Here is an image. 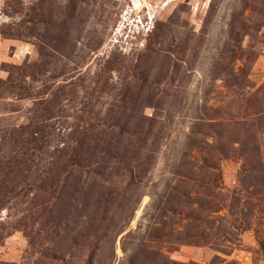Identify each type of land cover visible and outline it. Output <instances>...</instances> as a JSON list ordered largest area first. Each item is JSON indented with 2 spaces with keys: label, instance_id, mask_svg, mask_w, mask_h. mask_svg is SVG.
<instances>
[{
  "label": "rangeland",
  "instance_id": "rangeland-1",
  "mask_svg": "<svg viewBox=\"0 0 264 264\" xmlns=\"http://www.w3.org/2000/svg\"><path fill=\"white\" fill-rule=\"evenodd\" d=\"M263 42L264 0H0V264H264L257 234L226 255L184 221L264 182ZM81 140L69 182L108 210L69 188L40 236L57 146Z\"/></svg>",
  "mask_w": 264,
  "mask_h": 264
},
{
  "label": "trees",
  "instance_id": "trees-1",
  "mask_svg": "<svg viewBox=\"0 0 264 264\" xmlns=\"http://www.w3.org/2000/svg\"><path fill=\"white\" fill-rule=\"evenodd\" d=\"M243 13L244 11L242 12V15ZM249 47L250 46H248V48ZM153 127H155V124L153 125ZM146 135V133H140L141 137ZM59 145H61V148L57 146L56 149V153L59 154L57 156L55 166L57 172L55 173L52 182L41 187L42 191H45V187H51L53 189L54 196H51V198L47 199L49 203L46 206L40 208V211L43 210V213L41 212V216L39 218L41 226L39 229L40 236L42 233H46V228H48L52 223V219H50V217L52 215L53 210L55 212H58L60 210L65 211L66 209L71 208L73 206L72 201L69 199L68 203L66 200L65 202L60 201L69 191V188L72 191V195L78 193L79 191L83 193V190H85V197L83 199L84 210L93 207L95 212L101 211L102 214H104L108 210V201L105 200L106 203L103 204L101 201L102 198H105L104 194L99 191L103 188V185H93V183L91 182H86L87 184L82 182H69L70 179L75 176L78 171H80V169L85 167L82 163L84 159L82 154L84 145L83 141H76L74 143V148L71 147L72 144L66 145L64 141L60 142ZM140 146H142V144ZM67 151H69L70 153L68 154ZM62 155L65 156V158L62 157ZM64 161H66V163L68 164L67 168L63 167L60 169V167L64 165L62 164ZM206 167L208 166L201 167L202 172L206 171ZM208 168H211V172H216L213 176L212 174H210V176L215 178V181L213 182L216 183V179L219 175L218 168L216 166H210ZM123 170L125 171V173H123L122 176H129L130 182H127V186L129 189L134 184L135 180H138L140 178L142 166L137 165L132 169L123 168ZM94 175L99 177L102 175V173L96 171ZM246 185L247 186L245 188L244 185L243 189L238 190L239 192H246L247 195L245 196L234 197L225 195L224 198H218L217 196L215 197L212 195L211 198L213 201H211L210 196L208 195L209 199L202 200V198L200 197L198 201L194 202V204L197 205L196 209H198L196 211L199 212L200 215L196 217L188 216L184 220L186 222V225L189 226V231H193L196 228V232L194 231L195 233L188 236V239L190 238V241L193 244H210L216 252L228 255L229 249L224 248L225 245L234 244L236 237H240V235L249 232L251 234L258 235V237L254 238L253 240L258 242L259 248L257 249V251L263 257L262 260L264 261V182L253 181L249 184L247 183ZM201 189L204 190L203 192H201V195L205 194L204 196H206L207 189L203 188V186ZM107 195L109 196V198H111L112 193H107ZM59 201L61 203H59ZM49 204L51 206H48ZM221 211H224V214H220ZM104 220H106V217L102 216L98 225L89 224L86 237L92 238L94 236L93 230L99 229ZM259 226L260 228H258ZM86 237L85 239H88ZM42 255L45 258V254L43 253ZM53 260L57 259L53 258ZM214 260L215 261L212 262V264L216 262H220L222 264H237L235 261H219L220 259L218 257H215ZM127 264H138L137 258L135 256L129 258ZM165 264L177 263L171 261Z\"/></svg>",
  "mask_w": 264,
  "mask_h": 264
}]
</instances>
